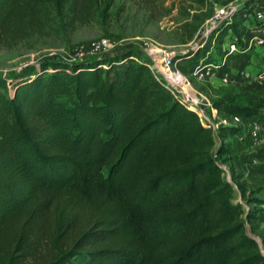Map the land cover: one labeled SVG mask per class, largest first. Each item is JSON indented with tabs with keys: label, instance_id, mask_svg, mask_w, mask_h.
Segmentation results:
<instances>
[{
	"label": "trees",
	"instance_id": "obj_1",
	"mask_svg": "<svg viewBox=\"0 0 264 264\" xmlns=\"http://www.w3.org/2000/svg\"><path fill=\"white\" fill-rule=\"evenodd\" d=\"M84 3L0 0V34L14 42L51 6L60 15L67 4L74 18ZM202 53L177 58L191 67ZM263 107L241 96L219 109L263 117ZM217 127L213 151L210 128L131 46L83 60L47 55L0 73V264H264L244 231L259 222L257 209L241 220L219 166L235 157L233 143L244 147L239 128ZM79 209L95 217L84 231Z\"/></svg>",
	"mask_w": 264,
	"mask_h": 264
},
{
	"label": "rangeland",
	"instance_id": "obj_2",
	"mask_svg": "<svg viewBox=\"0 0 264 264\" xmlns=\"http://www.w3.org/2000/svg\"><path fill=\"white\" fill-rule=\"evenodd\" d=\"M82 6L77 8L78 14L74 18L67 9V4L61 5L60 15L55 7L51 6L50 17L39 29L28 28L25 37L14 39V42L9 39V34H0V69L7 73L12 69L17 70L34 63L47 55L69 57L75 46L92 39H110L116 42L118 47L131 46L148 61L152 75L162 79L167 89L172 87L173 81L181 80L189 86L198 99L209 104V114L214 127L206 124L202 118L201 121L210 128L214 139L211 150H216L220 143L217 126L219 124L226 126L230 122L224 116L217 117L213 109L231 97L240 99L241 95L232 86L217 84L210 86L196 82L189 74L190 65L177 58L178 55L195 47L202 49L198 38L203 24L212 13L209 0H85ZM104 7L106 11L102 13ZM230 32L232 33V28ZM146 39L159 42L169 51L172 56L171 71L174 75L172 78H167V72L160 58L145 52L142 42ZM181 66L186 67L187 70L181 71L179 69ZM232 141L233 139H229L227 142ZM233 144L234 156L239 168V171L234 173L235 176L236 174L240 176L236 180L231 179L230 162L232 161L227 163V171L223 169V177L232 185V202L242 205L241 220L245 219V213L250 208L257 209L261 218H264V204L258 205L253 202L254 199L264 202V171L255 175L243 170L244 164L247 163L245 158L247 153L245 150L242 153L238 152L239 148H236L235 143ZM236 184H241V189ZM243 189L242 194L240 190ZM87 210L79 209L76 212L78 214L76 222L83 227L82 231L87 230L95 218ZM82 231L70 233V238L65 241L66 244H72ZM244 231L254 238L264 254V219L256 226L245 222Z\"/></svg>",
	"mask_w": 264,
	"mask_h": 264
},
{
	"label": "built area",
	"instance_id": "obj_3",
	"mask_svg": "<svg viewBox=\"0 0 264 264\" xmlns=\"http://www.w3.org/2000/svg\"><path fill=\"white\" fill-rule=\"evenodd\" d=\"M212 13L202 26L198 42L202 55L189 69L198 83L232 86L247 102L264 105V0H209ZM232 28V33L230 32ZM110 39H92L81 42L72 51L68 61L97 57L119 48ZM145 52L160 58L167 78L171 71L172 56L159 42L146 39ZM200 46V47H201ZM0 69L2 76L7 73ZM168 91L194 109L200 119L213 125L210 106L198 99L189 86L173 81ZM230 124L239 128L236 141L244 144L250 157L248 166L257 172L264 171V116L224 115ZM241 149L242 151H244ZM219 166L227 171L225 165Z\"/></svg>",
	"mask_w": 264,
	"mask_h": 264
},
{
	"label": "crops",
	"instance_id": "obj_4",
	"mask_svg": "<svg viewBox=\"0 0 264 264\" xmlns=\"http://www.w3.org/2000/svg\"><path fill=\"white\" fill-rule=\"evenodd\" d=\"M214 110V113H215V115L217 116V117H222V116H224L223 115V113L220 111V109H219V107H217V108H215V109H213ZM242 149H243V147H241ZM240 148V149H241ZM243 150H245L246 151V156H245V158H246V161L248 162V159H249V157H250V154H249V152H248V149L247 148H244ZM244 155V154H243ZM239 157H241V158H243L242 156H239ZM236 158L234 157L233 159H232V162H230L231 164H233L235 167H236V169H237V171H239L238 169V166H237V162H236V160H235ZM243 170H245V171H247V172H250V174L252 173V174H255V175H258L259 174V172H257V171H255V170H252L249 166H248V163H246V164H244V166H243V168H242ZM260 216V215H259ZM263 219L264 218H261V216H260V219H259V222H263Z\"/></svg>",
	"mask_w": 264,
	"mask_h": 264
}]
</instances>
